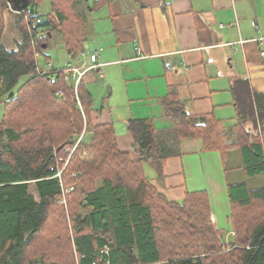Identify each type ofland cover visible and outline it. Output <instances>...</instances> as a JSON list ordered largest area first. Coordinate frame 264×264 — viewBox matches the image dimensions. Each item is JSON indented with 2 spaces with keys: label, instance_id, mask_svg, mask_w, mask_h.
<instances>
[{
  "label": "trees",
  "instance_id": "trees-1",
  "mask_svg": "<svg viewBox=\"0 0 264 264\" xmlns=\"http://www.w3.org/2000/svg\"><path fill=\"white\" fill-rule=\"evenodd\" d=\"M27 1L18 9L0 0V264H264V185L228 184L235 233L227 240L206 190L172 200L144 171L178 154L181 139L201 137L205 150L239 149L248 175L263 172L264 93L248 79L235 82L230 127L179 100L168 102L167 136L150 118H130L133 156L119 147L112 123H90L84 78L76 91L67 65L48 66L54 30L70 63L80 61L85 50L69 10L81 0H50L47 13L44 0ZM7 13L21 32L13 48L1 42Z\"/></svg>",
  "mask_w": 264,
  "mask_h": 264
},
{
  "label": "crops",
  "instance_id": "crops-1",
  "mask_svg": "<svg viewBox=\"0 0 264 264\" xmlns=\"http://www.w3.org/2000/svg\"><path fill=\"white\" fill-rule=\"evenodd\" d=\"M93 1L90 11H100L87 16L93 38L87 52L98 51L102 64L84 77L90 123H112L119 147L133 156L130 118H150L167 136L174 126L167 105L179 100L190 113L212 114L230 127L238 116L235 82L248 79L264 93V0ZM20 39L14 36L11 48ZM175 150L162 165L145 163L146 175L172 200L206 190L212 220L228 240V184L257 187L249 181L254 175L243 161L227 167L230 153L205 150L201 137L181 139ZM255 175L264 181V171Z\"/></svg>",
  "mask_w": 264,
  "mask_h": 264
},
{
  "label": "rangeland",
  "instance_id": "rangeland-1",
  "mask_svg": "<svg viewBox=\"0 0 264 264\" xmlns=\"http://www.w3.org/2000/svg\"><path fill=\"white\" fill-rule=\"evenodd\" d=\"M93 3H94L93 0H88V1L81 0V4L79 5V7L77 4V6H75V7L73 6L71 8V10H69L70 11L69 16H72L73 19L76 21V24L74 25V27H76L75 28L76 32H78V35L76 38L78 41V46L81 49H84L85 51H89L90 49H88V48H90L89 46L93 43V38H92L91 31H90L91 23H90V20L88 19V17L86 18L84 16V14H86V10H87V8L85 6H86V4L93 5ZM51 5L52 4H51L50 0H44L43 3L39 7L40 11L47 13L48 10L51 8ZM80 8L81 9L83 8L84 14H83L82 10H81L82 13H80L78 11ZM98 11H100V10H97V9L92 10V11L87 10L88 14L91 13V15L93 17H95L98 14ZM13 20H15V17L11 13H7L6 14V26H5V29H4L3 34H2L1 42H2V44L7 46L8 48H11L14 45V41L12 40V38L14 36H15V39L18 38V36H20V33H21ZM93 36H94V33H93ZM47 53L50 55V58H49L50 61H52L55 66H58V67L66 66L67 63L70 62V58L68 56L64 42L62 40V34L58 30H54V35L52 37L51 45L47 48ZM80 58L82 60L88 59L84 56L82 57V55ZM44 61H45V59H43L42 56H39L40 64L42 66L46 67L47 61L46 62H44ZM73 63H76V62H73ZM22 80H23V78L21 79V81ZM2 114H3V105L0 104V116ZM85 131H86V127H84V133H85ZM80 138H79V140H80ZM73 149L74 148L71 149V152L73 151ZM227 153H230L229 157L227 159V162H226L227 167H231V166H234L235 164L242 163L243 155H242L240 150H230ZM249 181H250V184H253L255 186H261L264 184L263 178L260 176H256V175L250 177ZM71 189H72V187H68L66 190L69 191ZM224 234L225 233H222L223 237L225 236ZM229 235L231 238L234 234L229 232Z\"/></svg>",
  "mask_w": 264,
  "mask_h": 264
},
{
  "label": "built area",
  "instance_id": "built-area-1",
  "mask_svg": "<svg viewBox=\"0 0 264 264\" xmlns=\"http://www.w3.org/2000/svg\"><path fill=\"white\" fill-rule=\"evenodd\" d=\"M40 19H38L39 21ZM223 25V23H221ZM262 54L264 55V51H262ZM82 57L89 58L90 63H88L85 59L81 60L79 62L73 63V62H68L67 63V74L66 77L70 78L74 81L75 84V89L77 91L78 84L82 78L85 77L86 73L91 70V69H97L98 66H100L102 63L98 61L99 54L98 51H92L88 53L87 51L82 52ZM48 66H53V62L50 61L48 62ZM48 72V71H45ZM54 81H56V78H53ZM58 94H63V90L59 89ZM231 233L234 234V231L232 230Z\"/></svg>",
  "mask_w": 264,
  "mask_h": 264
},
{
  "label": "water",
  "instance_id": "water-1",
  "mask_svg": "<svg viewBox=\"0 0 264 264\" xmlns=\"http://www.w3.org/2000/svg\"><path fill=\"white\" fill-rule=\"evenodd\" d=\"M14 4L16 8L21 9L28 4V1L27 0H14Z\"/></svg>",
  "mask_w": 264,
  "mask_h": 264
}]
</instances>
